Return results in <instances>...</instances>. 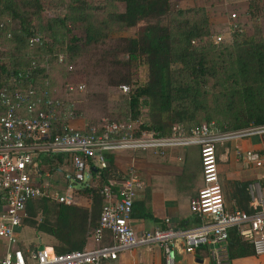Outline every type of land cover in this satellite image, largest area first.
I'll return each instance as SVG.
<instances>
[{
	"label": "trees",
	"instance_id": "1",
	"mask_svg": "<svg viewBox=\"0 0 264 264\" xmlns=\"http://www.w3.org/2000/svg\"><path fill=\"white\" fill-rule=\"evenodd\" d=\"M111 1L122 4V11L108 14L98 26L87 25L83 36L67 32L68 43L62 49L74 58L82 47L97 48L107 41L105 32L110 25L126 31L148 22L135 37L110 41L95 66L107 76L108 87L128 88L130 118L124 123L136 125L138 132L153 131L161 136L168 135L174 125L188 128L211 120L229 130L264 124V39L243 36L236 19L230 24L232 44L216 46L204 8L172 9L171 0ZM254 8L253 1H249L248 11ZM43 10L40 0H0V11L7 12V21L16 26L12 33L6 28L8 24L0 21V40L13 37L17 49L28 47L37 53L30 54L27 65L13 71L0 61V92L5 90L9 95L33 91L36 108L49 114L53 130L61 134L67 129L69 107L59 99H51L44 82L51 68L49 61L64 56L33 26L34 18ZM64 21L55 20L63 28ZM35 37L39 42L30 46V39ZM135 70L142 76L137 77ZM47 101L51 106L46 109ZM143 110L147 114L138 124ZM2 112L0 105V115ZM106 161L107 167L98 172L96 187L79 186L78 194L91 201L89 208L50 199L27 204L25 224L38 236L52 238L56 254L89 249L102 207L99 190L110 181L124 178L112 155H107ZM229 251L232 259L254 255L234 230L229 234Z\"/></svg>",
	"mask_w": 264,
	"mask_h": 264
},
{
	"label": "built area",
	"instance_id": "2",
	"mask_svg": "<svg viewBox=\"0 0 264 264\" xmlns=\"http://www.w3.org/2000/svg\"><path fill=\"white\" fill-rule=\"evenodd\" d=\"M232 20L237 15H231ZM222 41L221 36L215 43ZM39 42L30 39L29 45ZM47 61V60H46ZM58 61H63L61 56ZM26 80V79H24ZM124 93L126 86H121ZM33 91L0 92V239L6 252L0 264H101L138 247L156 246L163 252V264H176L180 253L192 254L208 248L211 264H232L229 234L234 230L239 239L251 247L255 256L264 255V200L255 189L251 196L257 210L227 211L218 172V147L253 137H264V124H250L229 130L214 122L185 128L174 125L169 134L153 131L138 132L130 123H103L91 131L61 134L53 130L51 117L36 108ZM51 106L47 101L45 108ZM34 109V110H33ZM196 146L202 187L189 203L195 224L186 229H153L137 234L131 225L134 201L146 183L136 168H130L124 178L101 186L102 207L97 229L93 232L94 247L81 251L56 254L43 245L22 249L17 237L30 201L50 199L65 205H76L79 186L96 187L99 171L107 167L106 156L118 152H151L165 157L171 150ZM238 158L256 167L262 166L259 154L237 152ZM54 167L47 171L45 166ZM95 174V175H94ZM59 175L63 191L59 186ZM166 224L169 220H165Z\"/></svg>",
	"mask_w": 264,
	"mask_h": 264
},
{
	"label": "rangeland",
	"instance_id": "3",
	"mask_svg": "<svg viewBox=\"0 0 264 264\" xmlns=\"http://www.w3.org/2000/svg\"><path fill=\"white\" fill-rule=\"evenodd\" d=\"M40 1L44 10L34 18L33 26L38 31L39 36L48 40L50 44H54L55 50H59L60 54L64 56L61 62L58 61V58L49 61L51 68L47 73L44 88H46L45 91L49 92L51 99H59L69 107V117L65 120L67 127L72 131L88 132L98 128L103 123H124L126 119L130 118L126 99L128 93H124L121 87H108L107 76H102V71L95 66L99 54L103 49L109 47L110 41L118 38L135 37L148 22H143L136 28L126 31L110 25V29L105 32L108 36L107 41L101 43L97 48L82 47L77 57L70 58L63 51L65 48L63 46L68 43L67 32L83 36L87 25L98 26L106 20L108 14L122 11L123 5L111 0H82L78 3H74V0ZM218 1L219 4L216 0H171L172 9H187L198 5L200 8L209 10V14H207L209 23L211 22L210 24L213 26L211 38L213 44L216 46L231 45L233 42L232 30L231 25L228 24V18H230L229 15L232 11L230 7L220 8L221 0ZM253 6L256 9H252V12L247 11V13H242L237 17L238 28L243 36L252 35L256 39H264V4H256L253 1ZM8 18L10 16L7 12L0 11V21L4 20L6 25L8 24L6 28L13 33L16 26H14L15 24L11 26L7 21ZM55 20H65L64 28ZM163 23L166 24L167 19ZM218 36H221L222 41L215 43ZM17 47L18 45L13 43V37L11 39L1 38L0 40V61L5 64L9 71L27 65L30 61V54H37L35 50L28 47L22 49H17ZM133 73L137 77L142 76L139 70H135ZM146 114V110H143V117L137 122L138 124L142 123ZM211 121L215 123L214 120ZM177 150H182L183 157H186V168L194 173L199 161V148L190 146ZM144 153H146V159L149 163L160 162L162 158L154 156L151 152H137V154ZM117 163L121 164V161L118 160ZM51 164V166H45L47 171L54 167L53 161ZM56 177L59 179V186H54V188L61 192L63 191L62 180L59 175ZM26 219L27 216L24 218L22 228L27 229L20 232L18 237L20 241L28 243L30 239L34 238V234L29 230L32 228L25 224ZM43 243L46 241L44 240ZM5 244V241L0 239V253Z\"/></svg>",
	"mask_w": 264,
	"mask_h": 264
},
{
	"label": "crops",
	"instance_id": "4",
	"mask_svg": "<svg viewBox=\"0 0 264 264\" xmlns=\"http://www.w3.org/2000/svg\"><path fill=\"white\" fill-rule=\"evenodd\" d=\"M216 1L219 4V1ZM249 1L264 4V0H221L220 8L230 7L232 11L228 24L232 23V14L239 17L240 14L247 13ZM196 7L200 6L196 5ZM206 11L208 13L209 10L206 9ZM238 151L259 154L262 166L256 167L238 158ZM112 156L119 172L125 175L130 168H136L146 183L145 189L138 193L134 201L131 217V225L137 234L157 228L164 229L168 226L173 229H186L195 224L196 220L190 212L189 203L202 187L199 161L195 172L192 173V170L186 168V157H183L182 150H171L165 157L159 158L160 162L155 163L147 161L146 153L118 152ZM118 160L121 164L117 163ZM218 172L226 210L255 212L257 207L251 196L252 186L257 195L264 200V137H253L219 146ZM77 198V206L90 207V199L82 196ZM165 220H169V223L166 224ZM25 229L27 228L21 227L17 237ZM29 230L33 232L35 240L32 238L25 243L18 237L20 248L43 245L52 247V238L38 236L34 230ZM44 240L46 243H43ZM94 246L95 244L90 240L89 248ZM5 252L6 244L0 253V259ZM101 264H163V252L156 246L138 247L119 254L116 260L104 261ZM176 264H211L208 248L201 247L192 254L180 253ZM232 264H264V255L232 259Z\"/></svg>",
	"mask_w": 264,
	"mask_h": 264
},
{
	"label": "water",
	"instance_id": "5",
	"mask_svg": "<svg viewBox=\"0 0 264 264\" xmlns=\"http://www.w3.org/2000/svg\"><path fill=\"white\" fill-rule=\"evenodd\" d=\"M42 249H43V247H42V246H40V247H39V250H42Z\"/></svg>",
	"mask_w": 264,
	"mask_h": 264
}]
</instances>
